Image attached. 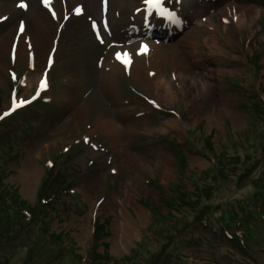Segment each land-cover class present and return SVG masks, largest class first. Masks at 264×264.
Returning <instances> with one entry per match:
<instances>
[{
    "label": "rangeland",
    "instance_id": "rangeland-1",
    "mask_svg": "<svg viewBox=\"0 0 264 264\" xmlns=\"http://www.w3.org/2000/svg\"><path fill=\"white\" fill-rule=\"evenodd\" d=\"M106 1L118 3L109 10L113 27L107 28L97 11L74 16L75 5L87 8L86 0H66L63 27L47 24L32 58L28 52L1 56L0 116L15 107L12 101L32 102L42 76L48 74L51 88L36 104L0 119V264H264L259 220L250 219L258 240L243 254L214 215L223 209L264 213V0H177L166 7L179 14L180 25L157 20L145 0ZM18 2L0 0V10L9 13L0 35L22 21L34 32L26 13L10 12ZM235 6L254 25L234 34L217 13L235 18L230 13ZM205 20H211L212 30L198 26ZM218 31L221 49H208L207 40ZM109 43L157 46L167 62L153 72L160 70L173 84L176 68L188 73L186 99L180 95L171 107L127 72L116 75L123 99L138 104L127 115L140 121L126 148L131 158L126 164L108 138L92 132L100 117L115 119L100 74L115 49ZM49 56L53 67L47 66ZM243 67L246 72H236ZM221 102L241 121L234 125L224 109L205 114ZM81 108L83 121L74 116ZM168 120L184 125L161 133ZM27 158L40 169L31 196L20 186ZM123 218L132 221L139 237L117 253L114 227Z\"/></svg>",
    "mask_w": 264,
    "mask_h": 264
},
{
    "label": "bare ground",
    "instance_id": "bare-ground-1",
    "mask_svg": "<svg viewBox=\"0 0 264 264\" xmlns=\"http://www.w3.org/2000/svg\"><path fill=\"white\" fill-rule=\"evenodd\" d=\"M76 1L77 0H69V3L75 4ZM86 2L88 3L87 8H81L75 5L76 12L77 9L82 10L79 14L81 17L80 19L87 18V11L90 10H93V12H100V10H103L107 12L106 15L108 16L110 9L113 10L114 8L118 7V3L116 1L112 3L110 2L108 4L104 3L103 0H86ZM23 3H25L27 7L22 9L33 22L34 32L31 31L27 23L22 22L20 25H15L11 27V29H9L6 33L0 35V59L1 56L16 54L18 52L20 55L25 56V52H28L29 56L32 57V54L37 49H40V47L43 45V40L41 39L40 34L48 33L47 24L55 28L54 24L59 22L61 16L60 13L63 10H67L68 7L66 0H50L49 7L45 6L44 0H36L34 3H30L29 1L25 0ZM19 5L20 3L11 4L10 12L12 13L17 7H19ZM230 10V13L235 12L233 15L236 16L235 18H227V12L224 10H220L217 13L218 17L225 18V21L228 24L227 29L230 32H234L235 34L241 30H246L253 27L254 21L252 19H248L245 13H241L242 11L240 7L235 6ZM53 12L55 13V16L53 15ZM7 16H9V13H5L3 10H0V22H3ZM108 21V27H113L114 23L111 16H108ZM198 26L200 28H207L208 30L213 29L211 20L199 22ZM30 32L31 35L29 34ZM219 41L220 32L218 31L214 32V34L207 40L205 45L208 49L216 48L219 50L221 49L219 47ZM146 46V52L142 51L143 46L140 45H134L132 48H115L107 58V63L103 65L100 73L103 80V90L105 94L108 95L109 99H111L114 107L116 108L114 113L115 119L107 118L108 116L100 117L98 120H96L92 132H97L101 136L108 138L111 142V148L121 155V163L124 164L128 163V161L131 159L130 155L126 151V148L131 143H133V137L137 134L140 121L132 115H127V112L135 111L138 104L127 102L123 99L116 81V75L122 74L124 71L129 73V76L138 85L152 92L161 104L167 105L168 107L178 104L180 95L186 99L184 84L188 77L187 69L176 68L174 70V72L178 73V75L176 74V80L174 84L167 78L163 77L160 70L158 75L154 74L153 70L159 69L161 63L165 61L167 62V57L164 54L165 52H160V49L157 46ZM199 46V43L195 41L194 47L198 48ZM117 53H127L131 63L125 64L121 61V65L118 64L117 62L120 60L117 59ZM169 54L171 55L172 60H177L178 51L173 50ZM262 62L264 64V52L262 55ZM246 70L247 68L243 67L240 70H236V72L241 73L246 72ZM39 82L37 83L38 87ZM201 85L203 89L204 84ZM28 87H31L29 83H27V88ZM48 89L49 85L47 86L46 91ZM195 96L199 98L201 96V91H197ZM220 109H224L223 112L226 114V116H228L229 119L231 118V121L234 125L241 121L242 116L228 107L226 102H221L220 105L215 109L209 108L205 114H212L213 111H218L220 113L222 112ZM74 116L76 119L83 121L85 119L84 109L81 108L80 110H76ZM208 119L209 121H213V117L211 118V115L208 116ZM183 125L184 122L182 121L168 120L160 132L166 133L169 129L178 130ZM44 148H48V144L44 145ZM39 156V151L33 154L35 159L39 158ZM135 160L139 165L140 161L138 159ZM26 162L27 165L24 166L20 172L21 193L25 196H31L33 190L32 178H35L38 175L40 169L36 165L31 164L29 158L26 159ZM93 181L90 183V187H93ZM119 210H121V208ZM121 213L123 212L121 211ZM140 214L143 216L142 212H140ZM114 232L117 234V236L116 239H114L113 250L117 253H122L127 249L128 244L132 239L139 237V232L136 231L134 224L128 218H123L120 225H115Z\"/></svg>",
    "mask_w": 264,
    "mask_h": 264
},
{
    "label": "trees",
    "instance_id": "trees-1",
    "mask_svg": "<svg viewBox=\"0 0 264 264\" xmlns=\"http://www.w3.org/2000/svg\"><path fill=\"white\" fill-rule=\"evenodd\" d=\"M260 195L264 196V193L261 192ZM261 212L262 214L260 215L257 209L252 211L249 210L248 212L243 210L241 211V215H239L235 211L232 212L223 209L217 213H214V215L216 216V223L220 225V230L223 231L225 237L228 240H231V242L235 243V247L238 248L243 254H248V252L252 251L251 241L256 240L257 242L258 240L256 234L253 231V225L250 223V219H257L259 220L258 222L264 226L263 209ZM255 216H258V218ZM206 223V226L210 225L209 227H214L213 224H210V222L207 221Z\"/></svg>",
    "mask_w": 264,
    "mask_h": 264
},
{
    "label": "snow or ice",
    "instance_id": "snow-or-ice-1",
    "mask_svg": "<svg viewBox=\"0 0 264 264\" xmlns=\"http://www.w3.org/2000/svg\"><path fill=\"white\" fill-rule=\"evenodd\" d=\"M45 2V6L49 7L50 6V0H44ZM145 3L149 6L150 9L155 8L157 9L161 15L165 14L167 12V9H165L162 5H163V0H145ZM19 7L21 8H26L27 5L23 2L20 3ZM81 9H77V14L81 13ZM53 15L55 16V13L53 12ZM169 15H171L169 13ZM93 27H96L95 25H93ZM22 29V26H21ZM142 51H147V46L144 45L142 48ZM117 59L121 60L123 63L125 64H130L131 60L128 57L127 53H117ZM45 86H46V82H45ZM31 101H23L21 100L19 103L15 104V107L12 108V111H15L16 108L18 107H22L25 103H30ZM10 115L9 112H5L3 116H0V119H4V117Z\"/></svg>",
    "mask_w": 264,
    "mask_h": 264
}]
</instances>
